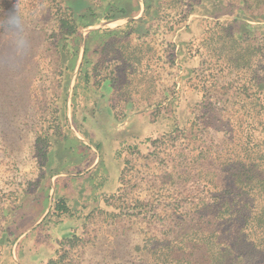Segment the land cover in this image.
<instances>
[{"label": "rangeland", "instance_id": "rangeland-1", "mask_svg": "<svg viewBox=\"0 0 264 264\" xmlns=\"http://www.w3.org/2000/svg\"><path fill=\"white\" fill-rule=\"evenodd\" d=\"M27 7L35 15L25 21L22 50L0 28V45L17 52L11 88H0V264H206L194 235L201 208L219 200L210 158L234 133L235 109L256 103L264 55L245 66L240 56L264 44V8L250 13L235 0ZM7 8L0 0V20ZM107 105L120 120L143 112L144 134L119 142L112 192L54 215L46 202L61 169L56 156H86L87 140L103 142L96 112ZM85 167L65 170L77 179ZM217 237L204 236L201 248Z\"/></svg>", "mask_w": 264, "mask_h": 264}, {"label": "trees", "instance_id": "trees-1", "mask_svg": "<svg viewBox=\"0 0 264 264\" xmlns=\"http://www.w3.org/2000/svg\"><path fill=\"white\" fill-rule=\"evenodd\" d=\"M235 2L239 3V9L245 8L250 13L264 8V0ZM73 32L70 29L64 33ZM259 45L257 42L251 50L244 49L240 56L241 66L254 64L264 55V44ZM16 53L9 49L7 41L0 45V88H11L10 68ZM257 76L253 91L256 103L243 101V105L235 109L238 115L234 133L229 131L226 145L217 156L215 153L210 158L219 200L207 202L201 208L203 214L199 218L202 220L197 224L199 233L194 235L197 240L200 234L198 249L202 250L206 264H264V72L263 77ZM52 210L57 216L71 215L61 200L54 202ZM212 234L218 235L217 240L201 248L203 237L211 242Z\"/></svg>", "mask_w": 264, "mask_h": 264}, {"label": "crops", "instance_id": "crops-1", "mask_svg": "<svg viewBox=\"0 0 264 264\" xmlns=\"http://www.w3.org/2000/svg\"><path fill=\"white\" fill-rule=\"evenodd\" d=\"M127 1L128 3L132 1L137 4L142 3V0ZM134 19L135 16L130 15L125 20V23H131ZM97 27H100V25ZM145 122V114L139 110L132 112L124 120L117 119L114 111L108 105L97 111L95 124L98 130L105 132V139L101 143H93L91 140H87L89 148L84 146V149L86 148L85 150L89 152H86V156H74L72 160L65 153L59 151L56 161L60 164L61 169L56 175L52 176L48 185V194L50 196L48 197V202H46L47 208L50 209L52 207L51 204H54L56 200H61L70 213H73L97 200L100 197L98 194L112 192L118 185L121 169L120 163L116 158L119 142L126 137H141L144 134L143 128L145 127L143 126ZM84 142L86 143V141ZM83 153L82 151L79 152V154ZM77 163L86 165V172L82 173L81 175L83 176L80 178L75 179L65 169H67V166L77 165ZM101 163L102 165L104 163V165L100 166ZM100 178H103V180L98 184ZM34 224L35 222L26 227L22 231V235H27L29 230L34 227Z\"/></svg>", "mask_w": 264, "mask_h": 264}, {"label": "clouds", "instance_id": "clouds-1", "mask_svg": "<svg viewBox=\"0 0 264 264\" xmlns=\"http://www.w3.org/2000/svg\"><path fill=\"white\" fill-rule=\"evenodd\" d=\"M7 12L0 20V28H3L10 34V38L17 51L22 50L24 46L23 28L25 21L35 13L27 7V0H18L13 4V0H7Z\"/></svg>", "mask_w": 264, "mask_h": 264}]
</instances>
